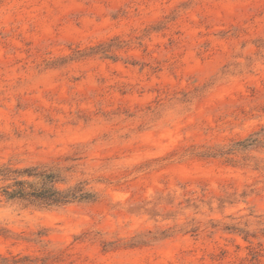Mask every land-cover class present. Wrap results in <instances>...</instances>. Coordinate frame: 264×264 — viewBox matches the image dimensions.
<instances>
[{
  "label": "rangeland",
  "instance_id": "obj_1",
  "mask_svg": "<svg viewBox=\"0 0 264 264\" xmlns=\"http://www.w3.org/2000/svg\"><path fill=\"white\" fill-rule=\"evenodd\" d=\"M2 168L0 264H264V0H0Z\"/></svg>",
  "mask_w": 264,
  "mask_h": 264
},
{
  "label": "trees",
  "instance_id": "obj_2",
  "mask_svg": "<svg viewBox=\"0 0 264 264\" xmlns=\"http://www.w3.org/2000/svg\"><path fill=\"white\" fill-rule=\"evenodd\" d=\"M13 176L12 178H9ZM20 176L38 179L36 186ZM1 179H10L12 185L5 187L3 195L8 201L19 202L24 206L48 208L61 207L74 201L88 200L90 195L81 189L61 191L55 187L58 176L48 170L25 168L22 170L0 169Z\"/></svg>",
  "mask_w": 264,
  "mask_h": 264
}]
</instances>
